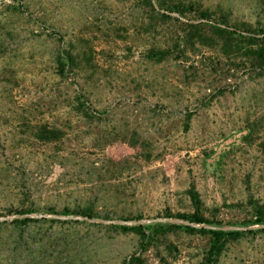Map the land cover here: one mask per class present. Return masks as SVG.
<instances>
[{
    "label": "rangeland",
    "instance_id": "rangeland-1",
    "mask_svg": "<svg viewBox=\"0 0 264 264\" xmlns=\"http://www.w3.org/2000/svg\"><path fill=\"white\" fill-rule=\"evenodd\" d=\"M222 18L264 42V0H0V264H199L210 237L184 225L264 228V66L185 39ZM191 190L221 226L179 216ZM217 264H264V232Z\"/></svg>",
    "mask_w": 264,
    "mask_h": 264
},
{
    "label": "trees",
    "instance_id": "trees-1",
    "mask_svg": "<svg viewBox=\"0 0 264 264\" xmlns=\"http://www.w3.org/2000/svg\"><path fill=\"white\" fill-rule=\"evenodd\" d=\"M150 1V0H148ZM169 6V4H167ZM170 7H173L175 11L178 10V12L183 13L184 11H193L200 14L202 19L209 18V12L197 9L193 4H189L186 6H182V8L178 4H172ZM164 16H167L166 14H163ZM191 26L188 29V32L185 36L186 40L191 39L193 36L199 35L201 38H207V33L210 32L213 36L219 37L220 39L228 41H232L233 39H236L241 44L244 41L248 42V45L246 48V54H249L250 58L253 59L256 63H259L261 66H264V42L263 43H257L254 42L256 40L254 35L251 34H244L242 32L237 31L234 28H231L232 26L229 25L226 18H222L217 23H200V24H194L191 23ZM188 42V41H186ZM239 46V45H238ZM239 49V47H237ZM166 53L165 50H152L151 55L154 57H157L159 59H162L164 57V54ZM73 55L70 52H67L65 55L62 54L58 58L59 66L61 71H64L65 66L72 61ZM46 135H52L54 133V130L43 128L41 129ZM44 134V135H45ZM43 138H46L47 136H41ZM191 198L194 203L195 210L194 212L190 214H182L179 215L182 218L188 219L190 222H196V223H209L213 225L221 226L220 222H212L208 218H206L202 213L201 208V200L199 198V195L196 190H191ZM26 210L20 211V213L25 212ZM63 212H71L70 210H63ZM78 213L83 214V212L79 211ZM85 215L92 216L89 212H84ZM31 217H23V218H15L11 222L15 224L16 226H27L30 221H32ZM251 221H253L251 223ZM250 222L246 223L247 225L258 223V224H264V212L259 209L256 214V218L251 220ZM245 224V223H244ZM115 226V225H114ZM123 230H135L138 233L141 234L142 238L147 240L149 238V234H147V231L149 233L158 232L166 229L168 226L161 223H150L147 225H135V226H127V225H117ZM185 230L190 232H199L209 235L210 237V243H209V249L206 252V256L204 257L203 262L199 264H217L219 257L222 253V251L225 249L226 244L230 240L238 239L239 237L245 235L246 233H254V232H264V228H256V229H248V230H242V229H223L221 227H214V228H208V227H201V228H195L190 225H184L183 226ZM144 241L142 243H144ZM132 261H138L140 262L139 257H133ZM130 261V263H133Z\"/></svg>",
    "mask_w": 264,
    "mask_h": 264
}]
</instances>
